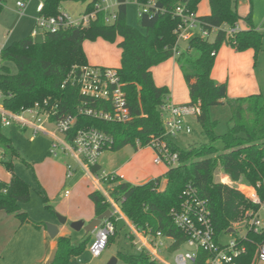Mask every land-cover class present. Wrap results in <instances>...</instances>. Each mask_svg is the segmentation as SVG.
<instances>
[{
    "label": "trees",
    "instance_id": "1",
    "mask_svg": "<svg viewBox=\"0 0 264 264\" xmlns=\"http://www.w3.org/2000/svg\"><path fill=\"white\" fill-rule=\"evenodd\" d=\"M67 1L87 3L84 12H95L94 20L85 27L44 33L41 44H35L30 34L2 49V106L17 112L49 99L58 105L60 113L77 117L74 131L94 127L111 135L115 140L112 151L127 145L135 149L137 144L140 148L145 147L152 138L163 137L160 108L170 96L167 87L154 84L151 69L174 58L188 90L190 101L186 106L196 105L200 109L196 122L206 142L181 149L172 139L166 138L170 149L178 154L179 164L167 169L163 177L164 188L160 189V178L134 185L116 177L105 182L106 186H110L109 195L118 202L123 199L120 210L134 226L173 238L175 243L170 248L171 252L180 249L187 240L169 216L171 210L180 208L184 201L182 193L187 187L195 192L199 200L206 202L216 241H219L221 234L228 233L233 224L245 219L247 211L258 212L259 207L239 190L215 182V172L219 170L232 182H243L253 187L260 201L264 202V98L261 94L228 98L226 84L218 83L211 77L216 55L223 46L237 53L253 50L256 60L262 50L264 35L252 25L251 14L244 18L239 16L238 0H207L209 13L198 16L204 28L219 29L244 22L246 29L232 36L218 31L212 40L193 36L188 42L189 50L174 57V30L180 22L174 11L182 7L184 13L196 14L202 0H136L140 4L153 1L160 10L152 16H138V27L127 23L128 4L125 0H116L112 22L108 21L106 11H95V5L101 0H44L41 15L57 16L61 4ZM97 40L116 43L120 50V66L116 72L132 116L128 123H107L76 114L77 107L84 100L78 87L66 80L73 69L89 66L82 45L86 41ZM9 63L16 67V73L10 72ZM89 106L95 107L91 103ZM217 107H226L229 112L224 132L218 131L220 123L211 116V109ZM2 129L0 125V164L11 169L12 163L8 158L19 157V154ZM72 136H69V141ZM216 143H219V147ZM91 170L96 172L99 168L93 167ZM39 193L49 209L45 193ZM29 198L28 185L13 173H10L7 183L0 181V211L15 217L20 226L31 223L19 207ZM88 198L95 217L109 210L99 191L89 193ZM34 226L40 228L39 225ZM116 234L115 223V232L109 242L114 240ZM87 237L89 239V235ZM238 242L245 251L232 264H256L258 247L264 242V230L259 233L249 230ZM86 243L87 240H84L75 245L68 237H57L56 257L50 264H68L84 252ZM115 258L126 264H157L143 252L135 255L118 252ZM208 258L209 254L200 250L194 264H206Z\"/></svg>",
    "mask_w": 264,
    "mask_h": 264
},
{
    "label": "built area",
    "instance_id": "2",
    "mask_svg": "<svg viewBox=\"0 0 264 264\" xmlns=\"http://www.w3.org/2000/svg\"><path fill=\"white\" fill-rule=\"evenodd\" d=\"M107 2L108 0H101L99 4L95 5V11H106L103 4H108ZM125 2L127 4L135 3L139 6L138 16L142 14L152 16L160 11L153 1L145 4H140L136 0H125ZM16 7L18 12L22 14L26 7L25 0L16 1ZM36 10L38 16L31 33L33 38L37 35L54 33L70 27H85L95 18L93 11L83 12L78 17L72 18L69 14L61 11L55 17H44L41 15L42 5H39ZM174 13L180 20L174 30L176 36L174 57L179 56L184 50H189L188 42L192 38L189 32L192 30H196L199 37L204 40H212L218 31L232 36L242 30L239 24L232 27L223 26L219 29L204 28L195 13H184L182 7H177ZM181 42H187V44L182 45ZM67 81L78 87L79 94L84 100L82 105L76 109L78 116L118 124H125L132 120L123 85L118 78L116 69L92 66L75 68L71 71ZM1 101L2 95L0 94V125L2 128L16 127L23 131L30 130L33 136L47 135L51 139L49 154L53 157H56L59 152L70 154L93 181L97 191L104 196L109 205L111 217L103 220L100 226L95 229L94 240L89 248L92 258H99L102 255L108 245L109 238L114 235L115 223L120 220H124L129 227L128 239L137 247L138 252L145 253L150 261L157 264H194L200 250L209 254L206 264H232L234 259L244 253L245 249L238 242V239H242L245 234L242 236L241 233L237 237L230 235L232 239L227 244L216 241L207 204L199 200L190 187H187L182 193L184 201L180 208L178 210L173 209L169 213L173 225L187 237L180 249L171 252L170 248L175 243L173 238H169L161 232H153L151 229L137 228L122 214L120 203L123 199L120 202L115 201L109 195L110 186L105 185L107 180H112L117 176L101 170L96 172L91 170L93 167H98L100 157L104 152L113 150L115 140L111 135L94 127H84L74 131L77 117L60 113L58 105L49 99L37 102L29 108H21L17 112L5 109ZM90 103L94 104L95 107H90ZM199 113L200 109L196 105L179 106L172 104L169 100L161 106L160 117L164 128L163 137L152 138L145 146L153 151L154 164L163 165L168 169L178 166V154L170 149L166 140L179 134H190L191 128L187 120L192 117L196 118ZM72 134L73 136L69 141L68 138ZM137 147L140 146L137 144ZM73 174L72 168L68 166L65 174L66 179L72 178ZM219 183L232 187L234 184V186H239L234 182L227 184L222 179ZM243 187L244 189L240 192L259 207L258 212L250 210L245 213L246 232L250 230L259 233L264 230V220L258 219L259 212L264 211V202L260 201L253 187L249 185ZM245 190L248 191L245 192ZM67 195L68 192H65V196ZM184 247H188L190 250L183 251ZM170 257H172V262L169 261ZM256 261L259 264H264V242L258 247Z\"/></svg>",
    "mask_w": 264,
    "mask_h": 264
},
{
    "label": "rangeland",
    "instance_id": "3",
    "mask_svg": "<svg viewBox=\"0 0 264 264\" xmlns=\"http://www.w3.org/2000/svg\"><path fill=\"white\" fill-rule=\"evenodd\" d=\"M19 0H2L0 8V16L4 14L7 18H12L7 10L13 9V18L16 22L25 18V14L21 15L14 9L15 2ZM258 0H251L256 2ZM27 5H31L33 8L36 4L44 2V0H25ZM108 4H103L107 15L108 21L112 22L116 6L115 0H108ZM87 3L67 1L62 3V9L68 12L73 17H77L81 14L86 7ZM111 4V5H110ZM242 5L249 6V0H238L237 11L242 13ZM13 6V7H12ZM208 9L206 0H202L198 5L197 11L206 12ZM138 12L139 6L135 3H129L127 5V23L131 26L138 27ZM196 12V15H198ZM6 13V14H5ZM257 14L264 15V8L258 4ZM71 16V17H72ZM37 18V17H36ZM35 18V20H36ZM25 20V19H23ZM22 20V22H24ZM20 22V25L22 26ZM264 23L259 24L262 27ZM20 26V27H21ZM6 28V27H5ZM8 29V28H6ZM6 29L0 30V42L3 38H8L9 44L14 41L23 39L26 36L18 35V30L15 34H12V30ZM192 36H199L196 30H192ZM15 37V38H14ZM8 44V45H9ZM182 45L187 42H181ZM82 50L86 56L87 63L92 67H113L116 68L119 63V51L116 47V43L110 44L103 40H97L95 42L86 41L82 45ZM264 50V47H263ZM262 51V50H261ZM264 56V55H263ZM263 60V59H262ZM260 60L257 67L258 75H262V64ZM10 72L16 73V67L12 64H8ZM156 67V66H155ZM162 67H159V69ZM167 72L165 73V75ZM171 75V70H168V76ZM167 76V77H168ZM181 78V76H179ZM261 77V76H260ZM183 78V77H182ZM183 81V79H181ZM211 116L213 119L219 121L220 126L218 131L224 132L229 120V112L226 107H217L211 109ZM191 128V133L188 135L179 134L173 137V142L181 149L186 148L188 145L202 144L206 142L205 136L202 134L200 125L196 122V118L192 117L187 120ZM47 128L50 129L49 126ZM3 133L11 139L13 148H15L19 154V157L8 158L11 163V169H7L4 165L0 164V181L7 183L9 181L8 174L13 173L15 176L22 179L29 188V200L26 203L19 205L20 211L25 213L29 222L32 225L27 224L20 226L19 221L11 216L4 215L5 213L0 211V262L1 264H40L42 259H50L53 250L49 248L51 238L46 234V238L40 237L38 231L45 228L46 225H52L61 227L58 217L65 218L68 222L66 225L67 236L73 244H78L84 240H87L84 252L77 258L71 259L68 264H107L118 252L135 255L138 254L137 247L128 239L130 234L129 227L124 220L116 222V237L113 241L109 242L106 249L99 258H92L89 253V248L93 242V237L89 234H85L83 230L75 231L70 228L69 224L72 223L66 214L62 211H69L70 214L78 215L82 217L81 220L85 224L87 219L93 214V205L88 198V194L94 190V185L86 175L81 167L76 163L73 157L66 153L59 152L56 157L48 156L50 151L51 139L47 135L39 134L33 136L30 130H20L16 127L3 128ZM219 147V143H216ZM49 157L50 160H54L60 164H63L66 168L69 166L72 168L74 174L72 178L66 179L60 186L58 180L59 175L50 170L48 165L44 163V159ZM0 158L2 153L0 150ZM99 165L106 171H112L119 167L123 168V172L126 175V181L134 184H144L151 179L160 178L162 180L160 189L164 187V172L168 169L161 165L153 163V151L147 147H137L136 149L130 145L115 151H106L102 154L99 160ZM37 166V167H36ZM223 173L217 170L215 172V182H220L222 179L226 182V178L222 177ZM239 186L237 190H243V182L236 183ZM105 188V185H104ZM40 191L45 193L48 198L49 209L46 208L44 201L40 195ZM64 191L68 192L66 197H63ZM248 190H245L247 192ZM4 213V214H3ZM6 216V217H5ZM6 221H5V220ZM258 219L264 220V211H260ZM245 219L240 220L233 224L232 230H236L233 234L235 237L240 236L242 232L246 231ZM34 225H39L40 228H35ZM231 233L221 234L219 242L227 244L232 238ZM190 250L188 247H184L183 251ZM172 262V257L169 258ZM116 264H126L122 260H117ZM256 264L257 263L256 261Z\"/></svg>",
    "mask_w": 264,
    "mask_h": 264
},
{
    "label": "crops",
    "instance_id": "4",
    "mask_svg": "<svg viewBox=\"0 0 264 264\" xmlns=\"http://www.w3.org/2000/svg\"><path fill=\"white\" fill-rule=\"evenodd\" d=\"M115 2H116V0H115ZM206 2H207V0H206ZM1 3H2V0H0V4ZM258 4L264 8V0H258L256 2H254V6H253V2H251L249 0V6L245 7L242 5V13L238 12V14L240 17L244 18L250 13L251 19H252V25L254 26V28L259 33L264 35V24L262 25V27L259 26V24L264 23V15H262V17L259 18L260 16L257 14ZM39 5H42V3L36 4L33 8L31 5L28 6L26 3V7L24 9V12L21 14V15H23L24 13H26L25 18H23L25 20L22 19L24 22H22V20L16 22L15 19L13 18V15H12L13 9L7 10V11L12 12V14L9 13V16L10 17L12 16V18H9V17L7 18V16L2 14L0 16V30L8 28L6 30L7 31L12 30V34H15V32L18 30L17 33H18V35L20 34V36L30 35L32 33L34 26H35V18L38 16L36 9ZM207 6H208V4H207ZM14 9L17 10L16 2H15ZM60 11L69 14L64 9H62V4L60 6ZM17 13H18V10H17ZM208 13H209V8L207 9L206 12H203V11L198 12V15L199 16H205ZM81 14H79V15H81ZM70 16H72V15H70ZM72 18H76V17L72 16ZM20 22L24 23V24H22V26H21ZM238 24L242 30L246 29V24L244 22H239ZM191 34L192 33H189L190 36H192ZM9 40L10 39H8V38L2 39V41L0 42V51L8 46ZM263 47H264V40H263V45H262V51H260L258 53L256 60H254V51L253 50H247V51L242 52V53H237L234 50H232L226 46H223L219 50L218 54L216 55L215 61H214V66H213L212 71H211V77L213 80H215L218 83H225L226 84V86H227V92L226 93H227L228 98L233 99V98L247 97V96L255 95V94H261L264 98V56H263L264 50H263ZM118 51H119V63L117 65V67L116 68L106 67V68H112V69L119 68V66H120V50H118ZM260 60L263 61L262 75H258V72H257V67H258V63ZM89 66H91V65H89ZM101 67H105V66H101ZM159 67H162V68L159 69ZM169 69L171 70L170 76H168V70ZM151 72H152L154 84L157 87H167L169 89V91H170L169 101L172 104L179 105V106H185L189 103L190 100H189L188 90H187V87L185 85L184 80L183 81L181 80V79H183L182 74H181L174 58H171V59L165 61L164 63H162L156 67H153L151 69ZM166 72H167V74L165 75ZM179 76H181V78ZM47 155L51 156L49 154V152ZM153 159H154V153H153ZM44 163H46V165H48L50 170L51 169L54 170L59 175L58 180H59L60 186H61V184L66 180V176H65L66 167L63 164H60L54 160H50L49 157L44 159ZM159 166H161V165H159ZM98 167H99V170L107 172V173H113L117 177H119L122 181L128 182V181H126V175L124 173H122L123 168L119 167L117 169H113L112 171H106L99 164H98ZM166 172H167V170L163 174H165ZM221 176L226 178L227 184L232 182L231 179L227 175L222 174ZM8 177L10 178L9 174H8ZM151 180H154V179H151ZM92 183H93V181H92ZM128 183H130V182H128ZM130 184H134V183H130ZM93 185L95 187L93 191H96L97 188H96L94 183H93ZM134 185H137V184H134ZM164 186H165V183H164ZM93 191H91V192H93ZM65 192H67V191H64L63 197H66ZM62 213L66 214V216H68V218L71 222H76V221L82 219V217H79L78 215H74V214L71 215L69 211H62ZM4 215H6V213ZM94 218H95V215H94V210H93V214L88 217L86 222L89 223ZM57 228H58L57 237H61V236L66 237L67 236L66 225H62L61 227H57ZM245 232H242V236L245 234ZM38 233H39L40 237H42L43 239L46 238V234H47L46 228L38 231ZM91 235H92L93 240H94L95 231ZM56 238L51 239L52 242H50V244H49V248L52 249L53 251L56 249ZM40 264H46V258L42 259V261H40ZM47 264H48V261H47Z\"/></svg>",
    "mask_w": 264,
    "mask_h": 264
},
{
    "label": "water",
    "instance_id": "5",
    "mask_svg": "<svg viewBox=\"0 0 264 264\" xmlns=\"http://www.w3.org/2000/svg\"><path fill=\"white\" fill-rule=\"evenodd\" d=\"M35 44H41L43 41L42 35H37L34 38ZM111 217V212L108 210L104 212L103 214L95 217L93 220H91L89 223L85 224L83 221H76L69 224L70 228H72L75 231L83 230L85 234L89 235L92 234L96 228H98L101 224V222L105 219H109ZM60 224L65 225L67 220L62 217H58ZM46 232L49 235L51 239H55L58 235V228L56 226L52 225H46ZM228 233L233 234L234 230L230 229ZM56 257V249L53 251L50 259L48 260V264L52 263L55 260ZM117 259L113 257L107 264H116Z\"/></svg>",
    "mask_w": 264,
    "mask_h": 264
}]
</instances>
